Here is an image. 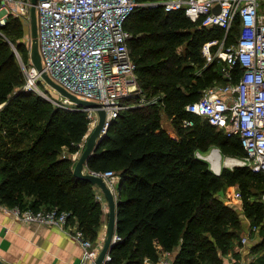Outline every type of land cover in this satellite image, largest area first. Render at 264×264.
<instances>
[{"label":"trees","instance_id":"16d2710c","mask_svg":"<svg viewBox=\"0 0 264 264\" xmlns=\"http://www.w3.org/2000/svg\"><path fill=\"white\" fill-rule=\"evenodd\" d=\"M136 1L125 26L132 33L137 82L147 96L159 94L160 101L122 111L88 160L87 170L112 169L123 179L117 207L122 239L112 249L111 264H155L163 251L176 253L174 264H224L219 249L227 253L234 246L243 223L223 192L238 183L244 213L264 230V201L251 198L252 182L264 187V172L243 165L215 172L199 153L217 146L241 157L245 149L238 136L186 110L204 87L226 81L223 62L206 65L202 54L203 43L223 38L224 30L200 27L182 11ZM238 30L239 24L228 42ZM23 34V21L13 15L0 27V203L67 210L69 223H77L96 242L104 223L103 203L95 184L75 176L72 157L92 132L88 113L58 107L25 88L13 48L29 61ZM164 111L173 132L163 126ZM186 117L194 124L184 126Z\"/></svg>","mask_w":264,"mask_h":264},{"label":"built area","instance_id":"2783aa9c","mask_svg":"<svg viewBox=\"0 0 264 264\" xmlns=\"http://www.w3.org/2000/svg\"><path fill=\"white\" fill-rule=\"evenodd\" d=\"M138 5L136 0H37L36 3L44 71L79 98L101 104L107 111L103 131L108 132L110 121L122 111L160 101L159 94L147 96L137 82L136 62L129 45L132 33L125 22ZM142 5L162 7L166 12L182 11L198 21L200 27L224 30L223 38L214 37L203 43L202 54L206 65L215 60L223 62L226 81L204 87L199 98L186 105V110L223 128L227 135L238 136L245 149V154L237 157L239 165L264 172V0H148ZM32 6V0H0V27L7 24L10 15L31 25ZM238 24L235 40L228 42L229 33ZM13 48L26 77L25 88L58 107L87 111L92 131L99 121L97 109L70 100L49 84L31 56L26 62L15 44ZM28 50L30 53V46ZM237 67L239 73H235ZM193 124L191 117L184 118V126ZM93 172L106 179L119 199L121 189L115 182H119V174L112 169ZM236 196L240 197L241 192ZM0 207L25 223L74 229L72 234L83 249L80 264H94L103 248L104 239L95 242L86 237L77 223H69L70 212L57 206L34 210L0 203ZM121 239L116 230L113 241ZM112 260V252H108L101 264H111ZM146 261L150 263L148 258ZM155 264H174V260L164 256ZM224 264L252 262L229 257Z\"/></svg>","mask_w":264,"mask_h":264},{"label":"crops","instance_id":"0c3cea01","mask_svg":"<svg viewBox=\"0 0 264 264\" xmlns=\"http://www.w3.org/2000/svg\"><path fill=\"white\" fill-rule=\"evenodd\" d=\"M168 124L167 127L163 119V126L173 132L174 127L170 119ZM81 152L82 150L73 153L74 166ZM115 182L118 185V180ZM96 190L105 212L98 237V240H102L106 233L109 206L102 190L97 186ZM241 215L243 231L240 237L235 239L234 246L227 253L219 249L218 254L224 261L233 257L247 259L252 264H264V230L261 227L254 228L257 225H254L249 217ZM73 231L70 227L66 230L50 225L25 223L0 207V259L8 264H80L83 249L80 241L73 236ZM244 238L246 241H243ZM164 256L175 260L176 253L163 251L161 257Z\"/></svg>","mask_w":264,"mask_h":264},{"label":"water","instance_id":"95a60500","mask_svg":"<svg viewBox=\"0 0 264 264\" xmlns=\"http://www.w3.org/2000/svg\"><path fill=\"white\" fill-rule=\"evenodd\" d=\"M33 6L31 9V34H32V41H31V50H30V56L35 64V66L42 71L43 77L49 82L50 85H52L54 88L59 90L62 94L67 96L70 100L76 102L79 106L82 107H89L92 109H97L99 114V121L96 124V126L93 128L92 132L89 134L86 145L82 149L81 155L79 156L75 166H74V174L76 177L88 180L98 186L102 192L103 195L107 201V204L109 206V212H108V223L106 228V233L104 237V244L103 248L101 249L96 261L94 264H101L108 252H112L113 247L115 246L116 242L113 241L114 235L117 230V216L118 211L117 207L119 204V199L117 198L115 192L113 189L109 186L106 179L99 174H96L93 171L86 170L88 160L93 155L95 150L97 149L101 139L107 134V131H103L105 124L107 122V111L101 107V104L95 101H89L82 98H79L75 94L69 92L64 86L56 82L51 78V76L48 74V72L44 71V67L42 64V55L40 53L39 48V38H38V16H37V9H36V3L37 0H32ZM219 9V7L217 8ZM113 120L110 121V123ZM218 150L221 152V150L218 148ZM222 154V153H221ZM200 156L204 159H208L207 156L200 154ZM212 168L217 173H221L220 170H216L213 166ZM119 182H118V189L122 188L123 185V179L121 178V175ZM0 264H8L0 259Z\"/></svg>","mask_w":264,"mask_h":264},{"label":"rangeland","instance_id":"374dc122","mask_svg":"<svg viewBox=\"0 0 264 264\" xmlns=\"http://www.w3.org/2000/svg\"><path fill=\"white\" fill-rule=\"evenodd\" d=\"M31 37H32V34H31V25L29 23H25L24 24V34H23V37L20 38V40H23V41H27L26 42V46H27V43H28V46L31 47V42L29 40H31ZM27 46V48H28ZM30 54V53H29ZM45 88V87H43ZM51 94V92H50ZM164 119L166 121V125L167 127L169 126L168 122H169V117L167 116L166 112L164 111ZM214 148H219L217 146H214L212 147L209 151L207 152H204V153H200L202 155H207L209 154L210 152H212L214 150ZM220 149V148H219ZM221 150V149H220ZM222 155L224 158H226L227 156H233V155H229V154H224L222 151H221ZM236 157V156H234ZM210 162V165L211 167L213 166L211 161ZM239 163L235 164V165H232V166H227L229 168H234L236 166H238ZM225 166V162H223L222 166L221 167H224ZM253 183V186H252V189L255 193H253L251 195V198L254 199V198H260L264 201V187H262L260 185V183H257V182H252ZM98 187V186H97ZM99 188V187H98ZM230 189V192L229 193H225L223 192V197L228 201L230 202L232 205H235L238 209H239V212L243 215L246 216V214L244 213V208H243V194H242V190H241V186L237 183L235 184L234 187H231L229 188ZM240 191L241 192V196L240 197H237L236 194L237 192ZM261 227V224H257V228ZM263 251H264V240H263Z\"/></svg>","mask_w":264,"mask_h":264},{"label":"bare ground","instance_id":"6f19581e","mask_svg":"<svg viewBox=\"0 0 264 264\" xmlns=\"http://www.w3.org/2000/svg\"><path fill=\"white\" fill-rule=\"evenodd\" d=\"M206 156L211 161L213 167L218 171L220 170L223 162H225V166H232L239 163V158L234 156H227L224 158L221 152L216 148Z\"/></svg>","mask_w":264,"mask_h":264}]
</instances>
